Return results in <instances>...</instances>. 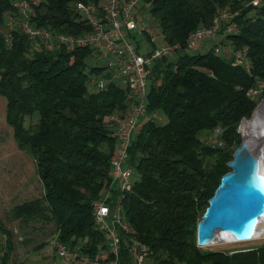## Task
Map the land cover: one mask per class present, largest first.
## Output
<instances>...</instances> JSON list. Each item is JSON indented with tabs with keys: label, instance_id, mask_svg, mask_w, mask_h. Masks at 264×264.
Segmentation results:
<instances>
[{
	"label": "trees",
	"instance_id": "trees-1",
	"mask_svg": "<svg viewBox=\"0 0 264 264\" xmlns=\"http://www.w3.org/2000/svg\"><path fill=\"white\" fill-rule=\"evenodd\" d=\"M14 1L0 0V97L5 123L17 149L33 161L43 194L12 208V216L53 222L59 242L92 255L103 243L92 204L109 185L115 145L107 119L127 111L126 91L115 83L94 91L89 75L102 68L87 69L89 49L31 51L18 27L4 33L8 21L19 18ZM80 1L98 0H43L33 5L31 23L78 35L88 29L71 7ZM250 1L143 0L171 45L183 46L190 32L210 27L224 11L236 13L237 32L221 44L245 50L250 63L246 71L233 64L231 53L215 54L214 44L204 53L156 61L147 110L157 117L132 138L128 165L134 185L122 199L124 218L153 252L148 264H264V242L232 252L196 245L197 223L240 143L238 126L264 99V0L258 6ZM258 83L263 87L253 100L247 93ZM34 114L37 121L25 124ZM215 132L212 145L207 140ZM4 233L0 264H8L13 250L11 233Z\"/></svg>",
	"mask_w": 264,
	"mask_h": 264
},
{
	"label": "built area",
	"instance_id": "built-area-1",
	"mask_svg": "<svg viewBox=\"0 0 264 264\" xmlns=\"http://www.w3.org/2000/svg\"><path fill=\"white\" fill-rule=\"evenodd\" d=\"M43 0H15L12 3L18 19L11 18L8 31L18 27L26 37L31 51L71 52L76 48L91 50L90 56L103 61L102 73L90 84L96 92L103 91L107 84L115 83L126 91L128 109L124 114L115 113L107 119V126L115 140L114 153L109 162V185L92 204V217L103 243L97 245L94 254L81 252L79 247H70L57 240L51 242L54 264H148L153 252L139 240L133 228L124 218L122 199L134 185V170L128 165V151L138 128L156 113L147 110L148 87L156 61H174L183 54L204 53L207 43H214L213 51L219 55L231 53L235 65L249 71L246 51L233 52L221 41L236 33L232 22L236 15L222 12L213 19L210 27H200L187 36L185 44H169L154 22L143 0H98L76 2L73 10L88 29L78 35L58 33L31 23L35 15L33 5ZM263 0H251L258 6ZM84 28V27H83ZM10 41V35L6 34ZM206 46V47H205ZM227 46V47H225ZM204 50V51H203ZM262 84L252 88L247 95L256 100ZM124 258V259H123Z\"/></svg>",
	"mask_w": 264,
	"mask_h": 264
},
{
	"label": "water",
	"instance_id": "water-1",
	"mask_svg": "<svg viewBox=\"0 0 264 264\" xmlns=\"http://www.w3.org/2000/svg\"><path fill=\"white\" fill-rule=\"evenodd\" d=\"M263 110L264 99L251 118L241 120L238 126L240 143L227 163L229 171L220 178L196 226V245L199 248L208 247L222 234L235 242L251 241L258 237L257 225L264 220L262 156L242 137L240 129L243 123Z\"/></svg>",
	"mask_w": 264,
	"mask_h": 264
},
{
	"label": "rangeland",
	"instance_id": "rangeland-1",
	"mask_svg": "<svg viewBox=\"0 0 264 264\" xmlns=\"http://www.w3.org/2000/svg\"><path fill=\"white\" fill-rule=\"evenodd\" d=\"M143 6L147 11H149V5H146V3L143 2ZM71 7L73 8V5ZM6 31L7 29L3 28V32L5 33ZM213 44L214 43L212 41L207 43L208 48H210ZM85 62L87 69L92 67H101L103 64V61H96L92 57L87 58ZM99 76L100 75L98 74H92L89 75V79L95 81L98 80ZM260 103L261 102H259L258 105ZM5 104V99L0 97V158L12 154L11 151L13 150L15 151L14 154L17 160H22V162L19 167H17L18 170L16 171V174L13 175L11 171V175H9V173L5 171V174H3L2 177L8 181L7 186L9 188H15L16 190H19L20 188L24 187L26 190V192H24L26 193L25 195L22 194V197L15 199V204L20 202L22 203L27 200H40V198H42L43 189L37 177L32 175L29 183H21V185H19V182H22V180L27 181L29 179V176L31 175L30 168L32 165V160L25 153L19 151L16 147L12 136V129L5 123ZM37 118L38 115L34 114L31 120L26 119L25 124L29 125L30 121H37ZM163 122L164 118L161 116V123ZM216 135L217 133L215 132L213 136L208 138L207 142L213 145V143L216 141ZM3 150H9V153ZM1 160L8 161L11 159L3 158ZM12 164L16 165L15 159L14 162L9 161L4 163V166L8 167ZM2 169L3 168L0 164V171ZM12 215L13 213L10 209L0 214V257L2 256L7 245L6 240L1 238L4 236L3 232L6 231L11 233V244L13 247L8 264H54L56 259L53 255V246L51 244L56 236L54 223L40 220V218H30V220L24 221L22 219H14ZM263 242L264 237H256V239L251 241H225L221 243H215L202 249L210 251L232 252L236 250L255 248Z\"/></svg>",
	"mask_w": 264,
	"mask_h": 264
},
{
	"label": "crops",
	"instance_id": "crops-1",
	"mask_svg": "<svg viewBox=\"0 0 264 264\" xmlns=\"http://www.w3.org/2000/svg\"><path fill=\"white\" fill-rule=\"evenodd\" d=\"M3 151L9 153V150H3ZM14 152L15 151L12 150L11 151L12 154L6 155V156H3V157L0 158V164H1V167L3 168L0 171V174H1L0 175V178H1V181H0V214L4 213L5 211H7L9 209L12 210V208H14L15 206L26 202V201H24L22 203L20 202L18 204H15V202H14L15 199L18 198V197H22V194L25 195L26 193H24V192H26V190L24 189V187L20 188L19 190L18 189L16 190L15 188L14 189L13 188H9L7 186L8 181L5 180L4 177H2V175L5 174V171H7V173H9V175H11V171H12L13 175L16 174V171L18 170L17 167H19V165L22 162V160L21 161L17 160V158L15 157ZM3 158H10L11 160L3 161V160H1ZM14 159L16 160V165H13L14 164L13 163L12 165H9L8 167L4 166V163L9 162V161L14 162ZM30 174L31 175L29 176V179L27 181L26 180H22V182H19L20 183L19 185H21V183L22 184L29 183L30 179L32 178V175L37 177L36 174H35V166H34L33 161H32V165H31V168H30ZM27 194H28V191H27ZM27 201H29V200H27ZM8 225H10V224H8ZM7 228H9V227H7ZM3 237H1V238L5 239V233H4Z\"/></svg>",
	"mask_w": 264,
	"mask_h": 264
},
{
	"label": "bare ground",
	"instance_id": "bare-ground-1",
	"mask_svg": "<svg viewBox=\"0 0 264 264\" xmlns=\"http://www.w3.org/2000/svg\"><path fill=\"white\" fill-rule=\"evenodd\" d=\"M240 132L242 137L261 154V170L264 173V110L259 112L253 119L243 123ZM256 233L258 234V237H264V220L257 225ZM228 238L229 237L225 234L218 235L216 238L217 240L211 244L234 241L229 240Z\"/></svg>",
	"mask_w": 264,
	"mask_h": 264
}]
</instances>
